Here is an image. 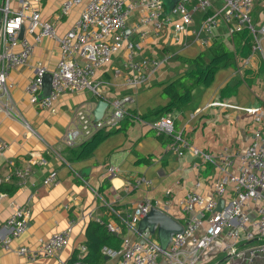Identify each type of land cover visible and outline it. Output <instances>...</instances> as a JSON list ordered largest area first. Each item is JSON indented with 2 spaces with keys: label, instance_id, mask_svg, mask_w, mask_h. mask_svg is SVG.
I'll list each match as a JSON object with an SVG mask.
<instances>
[{
  "label": "crops",
  "instance_id": "1",
  "mask_svg": "<svg viewBox=\"0 0 264 264\" xmlns=\"http://www.w3.org/2000/svg\"><path fill=\"white\" fill-rule=\"evenodd\" d=\"M61 1L43 0L39 4L42 17L55 23L59 33L75 23L80 10L75 8L68 16H60ZM217 3L221 4V1ZM12 6L18 8V1L13 0ZM141 14V10L134 11L128 25L132 27L137 23ZM253 14L256 27L260 28L264 25V0H255ZM205 16L206 12H195L193 23L187 31L178 34V40L170 27L159 35L150 30L143 38L136 33L135 39L141 41L136 60L157 57L166 58V63L151 76L147 86L134 89L125 84L124 75L114 77L115 68H120L123 73L126 71L122 51L113 57L109 67L96 75V79L103 82V98L111 100L132 95L129 111L135 114H144L149 109L166 105L168 100L162 96L163 86L191 69L182 58L192 59L205 54L209 60L212 56L209 49L214 40L232 35L225 24H220L214 28L210 41L204 44L203 35L198 36L195 31ZM252 37L254 43L249 55L244 56L245 50L239 51L242 47L240 42L233 63L219 67L209 84L198 85L189 102L169 113L175 119L176 129L181 130L194 147L207 153L215 155L226 147L234 153L242 152L251 143L255 129L259 128L264 133V48L260 46L259 39L254 35ZM230 46L233 48L232 41ZM59 57L57 42L44 37L35 46L30 62L10 72L11 104L15 113L13 116L0 114V143L7 144L4 153L0 154V193H6L0 199V264H61V260L70 261L75 251L86 242V231L91 221H98V217L102 222L118 224L121 222L119 214L130 212L143 198L166 199L165 190L168 188L172 190V202L167 213L184 225L186 218L180 201L194 182L200 179L203 183L201 193L210 198L215 183L226 177L217 166L204 162L201 156L192 152L186 151L179 157L166 151L154 129L129 115L118 128L102 130V137L90 151H83L80 143L75 147H66L61 137L70 125L75 110L86 101L95 106L102 97L93 102L90 91L65 93L57 101L55 112L32 104L25 93V86L34 75L35 64L43 62L53 69ZM153 86H157L155 91ZM247 109L259 111L256 113ZM155 117L145 121H153ZM258 117L260 120H257ZM8 160L27 172L26 184L20 185L17 177L7 179L13 170ZM111 167L115 168L114 174ZM238 168L239 160L236 158L229 171L236 172ZM51 171L57 172L58 182L46 187L43 179ZM140 176L152 179L154 186L134 188L129 184ZM18 206L29 207L31 218L25 233L13 240L14 246H37L41 240L64 229L68 219L80 215V212H92L94 217L86 215L78 220L68 244L58 255L30 261L1 246L10 235L6 221ZM131 237L139 235L135 233ZM223 242V237L215 240L200 264H229L230 254L224 252ZM250 244L240 241L239 247ZM115 262L110 258L107 260L108 264ZM240 264H264V257L243 260Z\"/></svg>",
  "mask_w": 264,
  "mask_h": 264
},
{
  "label": "built area",
  "instance_id": "2",
  "mask_svg": "<svg viewBox=\"0 0 264 264\" xmlns=\"http://www.w3.org/2000/svg\"><path fill=\"white\" fill-rule=\"evenodd\" d=\"M17 1L19 7L14 8L13 0H0V114L3 112L7 116L15 113V107L11 104L10 72L30 62L35 46L44 37L57 42L60 51L58 63L53 69L43 62L36 63L34 75L25 86V93L32 104L55 112L57 101L65 93L90 91L103 98V82L96 79V75L98 71L109 67L113 57L122 51L125 55L126 73L115 68L114 77L124 75L125 84L134 89L147 86L151 76L167 59L143 57L136 60L141 49V41L134 37L136 33L143 38L150 30L159 35L170 27L178 40V34L187 31L193 23L194 13L202 11L206 12V16L195 33L203 35L204 44L210 41L214 28L220 24H225L230 34L247 29L257 40L258 33L264 35V25L257 29L253 24L255 0H179L169 11L166 9V0H62L60 16H68L73 9H80L75 23L63 33L58 32L55 23L42 17L39 4L43 0ZM137 9L142 14L137 23L130 27L129 17ZM48 73L51 75V90L43 96L45 76ZM103 99L108 101V107L99 120H95L94 105L88 101L75 110L70 125L61 137L66 147H75L99 131L118 128L129 114V105L133 102V96L129 94L111 100ZM247 110L256 113L259 111ZM137 118L140 119V116ZM142 121L158 135L171 139L165 146L166 151L179 157L186 151L192 152L201 156L204 162L217 166L226 177L215 183L214 193L210 198L201 193L202 181L198 179L194 182L180 201V208L186 218L183 231L176 233L165 249L153 240L149 230L138 232V223L154 207L167 213L172 202L170 188L165 190L166 199L145 197L130 212L119 214L120 223L107 222L110 232L121 235L122 244L117 250L104 247V254L116 260L115 264H200L211 244L223 237V250L230 254L229 264L264 257V133L259 128L255 129L251 143L242 152L234 153L226 147L214 155L194 147L183 132L176 129L175 119L170 114L153 121ZM1 123L0 116V125ZM6 148V143H0V154ZM236 158L239 160V168L236 172H230L229 168ZM8 162L13 170L7 175V179L17 177L20 185L26 184L27 172L15 167L12 160ZM110 170L112 174L115 173L114 167ZM57 182L56 171H51L43 179L46 187ZM129 184L134 188L154 186L152 179L146 176L136 177ZM5 196L6 193H0V199ZM220 199L224 203L222 209L218 210ZM86 215L94 217L92 212H80V215L70 217L64 229L41 240L35 247L26 244L14 246L13 240L25 233L31 218L29 207L18 206L6 221L10 235L3 240L1 246L30 261L58 255L68 244L78 220L84 219ZM96 219L102 222L101 218ZM135 233L139 237L132 238ZM240 241L251 244L240 248ZM86 252L87 248L80 246L79 257L82 258ZM61 264L81 262L61 260Z\"/></svg>",
  "mask_w": 264,
  "mask_h": 264
},
{
  "label": "trees",
  "instance_id": "3",
  "mask_svg": "<svg viewBox=\"0 0 264 264\" xmlns=\"http://www.w3.org/2000/svg\"><path fill=\"white\" fill-rule=\"evenodd\" d=\"M252 35L250 30L245 29L239 33L235 32L227 38H216L209 49V53L212 55L209 60L205 58V54L192 59L182 58L186 64L191 66V69L163 86L162 96L168 100V103L164 106L149 109L144 114H135L129 111V117L140 116V119L146 120L155 115L154 120H156L164 115H168L174 109L181 108L192 99V92L198 85L209 84L219 67L233 63L238 55L237 46L240 45V42L242 43V47L239 51L243 52L245 50L244 56L249 55L254 43ZM231 41L233 48L230 46ZM101 137L102 133L100 131L90 139L82 141L80 143L82 150L86 149L90 151L89 149L93 148ZM159 138L163 146H166L171 141L169 137L163 135H159ZM86 237L87 240L83 245L87 248V252L80 258V248L77 249L70 261H80L81 264H106L107 259L103 252L104 247L117 250L122 244L121 235L110 232L107 228V221L101 223L91 221L87 227Z\"/></svg>",
  "mask_w": 264,
  "mask_h": 264
},
{
  "label": "water",
  "instance_id": "4",
  "mask_svg": "<svg viewBox=\"0 0 264 264\" xmlns=\"http://www.w3.org/2000/svg\"><path fill=\"white\" fill-rule=\"evenodd\" d=\"M178 1L179 0H166L167 11L172 9ZM22 36L23 30L21 33V37ZM50 90L51 75L48 73L45 76L42 95L44 96L49 94ZM107 107L108 101L103 98L98 99L93 109V115L95 120H99L102 118ZM223 203L224 201L220 199L217 206L218 210L222 209ZM145 230H149L151 234H154L156 231H158L160 238V246L162 249H165L171 242L173 236L176 233L183 231V224L168 213L154 207L139 221L138 232L141 233ZM106 259L108 260L109 256H106Z\"/></svg>",
  "mask_w": 264,
  "mask_h": 264
},
{
  "label": "rangeland",
  "instance_id": "5",
  "mask_svg": "<svg viewBox=\"0 0 264 264\" xmlns=\"http://www.w3.org/2000/svg\"><path fill=\"white\" fill-rule=\"evenodd\" d=\"M252 17H253V24L256 25L255 15L253 14ZM257 29H259V26H257ZM258 39H259V41H260V46H263V48H264V35L258 33ZM260 50H261V49L259 48V51H260ZM156 87H157V86H153V90H154V91L156 90ZM151 88H152V87H151ZM151 88H149V89H151ZM92 96H93V102H96L97 99H98V96L95 95V94H92ZM152 238H153V240H155L156 242L160 243V238H159V232H158V231H157L154 235H152Z\"/></svg>",
  "mask_w": 264,
  "mask_h": 264
}]
</instances>
